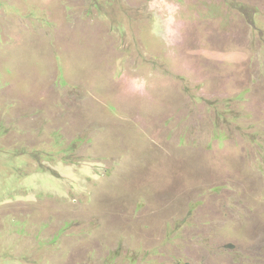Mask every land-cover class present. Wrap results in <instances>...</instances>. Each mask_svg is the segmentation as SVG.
Returning <instances> with one entry per match:
<instances>
[{"label": "rangeland", "instance_id": "obj_1", "mask_svg": "<svg viewBox=\"0 0 264 264\" xmlns=\"http://www.w3.org/2000/svg\"><path fill=\"white\" fill-rule=\"evenodd\" d=\"M0 264H264V0H0Z\"/></svg>", "mask_w": 264, "mask_h": 264}, {"label": "trees", "instance_id": "obj_2", "mask_svg": "<svg viewBox=\"0 0 264 264\" xmlns=\"http://www.w3.org/2000/svg\"><path fill=\"white\" fill-rule=\"evenodd\" d=\"M61 80H62V78H61Z\"/></svg>", "mask_w": 264, "mask_h": 264}, {"label": "bare ground", "instance_id": "obj_3", "mask_svg": "<svg viewBox=\"0 0 264 264\" xmlns=\"http://www.w3.org/2000/svg\"><path fill=\"white\" fill-rule=\"evenodd\" d=\"M164 207V206H163Z\"/></svg>", "mask_w": 264, "mask_h": 264}]
</instances>
